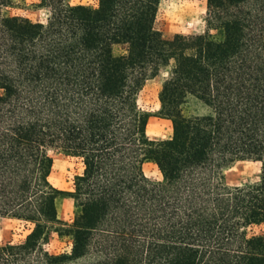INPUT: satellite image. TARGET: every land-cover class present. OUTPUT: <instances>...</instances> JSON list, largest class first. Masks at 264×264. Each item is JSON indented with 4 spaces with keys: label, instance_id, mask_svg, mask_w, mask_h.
<instances>
[{
    "label": "trees",
    "instance_id": "16d2710c",
    "mask_svg": "<svg viewBox=\"0 0 264 264\" xmlns=\"http://www.w3.org/2000/svg\"><path fill=\"white\" fill-rule=\"evenodd\" d=\"M161 1L40 0L42 22L0 0V217L33 224L0 242V264H264V0H205L207 31L170 38ZM166 69L173 134L155 140L139 96ZM193 98L211 113L189 112ZM51 150L82 161L74 190L51 181ZM241 160L261 163L260 181L227 183ZM52 232L70 252L44 247Z\"/></svg>",
    "mask_w": 264,
    "mask_h": 264
},
{
    "label": "rangeland",
    "instance_id": "374dc122",
    "mask_svg": "<svg viewBox=\"0 0 264 264\" xmlns=\"http://www.w3.org/2000/svg\"><path fill=\"white\" fill-rule=\"evenodd\" d=\"M40 0H26L28 7L18 10L19 13L29 16L35 21L46 22L48 12L36 8ZM72 4H85L98 7L99 0H69ZM207 3L205 0H162L159 5L156 27L163 32L166 38L176 33L199 34L203 29L207 31ZM205 33V32H202ZM215 38H221V30H211ZM119 53L124 50H118ZM169 75V69L146 82L139 96V103L143 109L152 115L149 118L148 135L155 140L168 139L173 134L172 121L159 116L161 108L160 91ZM188 111L193 114L211 112L206 105L196 99H191ZM54 157L53 170L50 176L54 185L61 189L74 190L75 176L83 171V163L79 158L67 156L62 152L51 150ZM145 173L153 180H161L162 174L153 162L144 163ZM226 181L230 185H247L260 181L262 168L260 162L241 160L227 168ZM60 216L71 222L75 213V203L72 198L66 197L59 203ZM33 224L16 218L0 217V242L19 243L25 240L31 232ZM256 232L264 231V226L256 227ZM72 240L69 236L52 232L44 247L51 253L59 254L71 251Z\"/></svg>",
    "mask_w": 264,
    "mask_h": 264
},
{
    "label": "crops",
    "instance_id": "0c3cea01",
    "mask_svg": "<svg viewBox=\"0 0 264 264\" xmlns=\"http://www.w3.org/2000/svg\"><path fill=\"white\" fill-rule=\"evenodd\" d=\"M202 32H206L205 29H203ZM202 32H201V33H202ZM203 104H204V103H203ZM204 105H205V104H204ZM206 106H207V105H206ZM207 107H208V106H207ZM208 108H209V107H208ZM209 109H211V108H209ZM208 113H211V112H206V113H205V112H202V113H198V114H208ZM59 213H60V211H59ZM60 217H61V216H60Z\"/></svg>",
    "mask_w": 264,
    "mask_h": 264
}]
</instances>
